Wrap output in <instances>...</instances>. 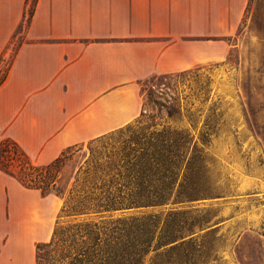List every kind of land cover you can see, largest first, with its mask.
<instances>
[{
	"label": "crops",
	"instance_id": "0c3cea01",
	"mask_svg": "<svg viewBox=\"0 0 264 264\" xmlns=\"http://www.w3.org/2000/svg\"><path fill=\"white\" fill-rule=\"evenodd\" d=\"M29 3L0 0L1 56L23 28L0 84V141H17L39 164L138 118L148 78L222 59L228 46L213 38L230 34L236 18L225 2L216 15L214 0H35L27 22ZM57 208L47 221L31 215L23 238L48 236ZM17 233L1 247L0 201V264H36Z\"/></svg>",
	"mask_w": 264,
	"mask_h": 264
},
{
	"label": "rangeland",
	"instance_id": "374dc122",
	"mask_svg": "<svg viewBox=\"0 0 264 264\" xmlns=\"http://www.w3.org/2000/svg\"><path fill=\"white\" fill-rule=\"evenodd\" d=\"M223 2L236 11V18H231L233 31L213 38L228 46L225 56L143 81L141 115L103 142L119 144L128 137V126L147 131L167 127L190 129L198 145L204 148L211 180L221 192L220 197L182 206L207 211L216 222V229L210 234L196 235V242L204 241L208 248L206 253L193 249L191 264H203V260L205 264H264V0H214L216 15L224 12ZM34 3L30 0L27 22ZM20 31L23 28L16 30L2 56L0 46V82L23 41ZM205 128L210 135L203 144L200 136ZM89 142L74 147V159L64 171L84 160ZM111 145H107L108 150ZM42 196L40 191L29 190L0 170L1 247L19 230L22 249L32 246L36 250L37 243L50 240L56 222L64 220L59 218L63 200L54 194L49 198L58 202V208L49 235L23 238L31 215L46 221L50 218L53 203L29 207ZM152 256L153 253L148 256L147 264H151ZM162 257L163 264H169L168 253L164 252ZM184 260V251L179 249L174 264H186Z\"/></svg>",
	"mask_w": 264,
	"mask_h": 264
},
{
	"label": "trees",
	"instance_id": "16d2710c",
	"mask_svg": "<svg viewBox=\"0 0 264 264\" xmlns=\"http://www.w3.org/2000/svg\"><path fill=\"white\" fill-rule=\"evenodd\" d=\"M207 129L201 132L203 144ZM114 131L90 140L84 160L67 172L77 144L39 164L17 141H0L1 171L28 189L63 200L59 218L64 220L56 222L48 242L36 244V264H147L151 253V264H163L164 252L166 262L174 264L179 249L191 264L193 249L206 253L208 246L197 243L196 235L210 234L216 222L207 211L182 206L221 192L192 131L128 126L129 135L119 144L103 142Z\"/></svg>",
	"mask_w": 264,
	"mask_h": 264
},
{
	"label": "bare ground",
	"instance_id": "6f19581e",
	"mask_svg": "<svg viewBox=\"0 0 264 264\" xmlns=\"http://www.w3.org/2000/svg\"><path fill=\"white\" fill-rule=\"evenodd\" d=\"M35 232V231H34ZM29 239H30V237H29Z\"/></svg>",
	"mask_w": 264,
	"mask_h": 264
}]
</instances>
